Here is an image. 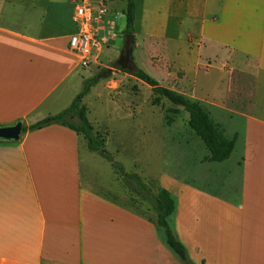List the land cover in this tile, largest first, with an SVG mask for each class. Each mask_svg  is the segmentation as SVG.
<instances>
[{
    "label": "crops",
    "instance_id": "obj_1",
    "mask_svg": "<svg viewBox=\"0 0 264 264\" xmlns=\"http://www.w3.org/2000/svg\"><path fill=\"white\" fill-rule=\"evenodd\" d=\"M207 7L217 15L208 24L220 29L213 40L249 54L264 72V0H208ZM44 13L35 33L0 16V124L31 125L57 114L48 110L85 79L77 54L54 45L60 37H42ZM244 113L238 199L188 187L191 205L184 211L177 200L171 216L189 264H264V116ZM83 140L52 124L0 142V264H164L152 240L156 225L115 199L110 181L85 178Z\"/></svg>",
    "mask_w": 264,
    "mask_h": 264
},
{
    "label": "rangeland",
    "instance_id": "obj_2",
    "mask_svg": "<svg viewBox=\"0 0 264 264\" xmlns=\"http://www.w3.org/2000/svg\"><path fill=\"white\" fill-rule=\"evenodd\" d=\"M135 2L134 61L129 65H125L124 50L127 0H0V16L7 19L6 25L29 27V32L35 33L45 11L42 37H60L54 45L66 47L71 53L70 37L88 28L97 45L86 64L83 54L76 53L82 75L87 79L102 74L104 78L83 102L95 133L106 138L107 151L154 191L166 188L184 211L191 205L188 187L236 201L243 153L241 116L244 111L264 116V72L256 68L249 54L226 50L213 40L220 29L208 24L217 19L216 14L208 13V0ZM79 5L90 10L89 19L76 18ZM9 45L3 39L2 46ZM61 54L69 65L77 63V56ZM8 56L5 52L3 60ZM136 66L162 86L199 102L223 134L235 139L229 159L210 161V151L189 126V113L165 97L154 105L152 88L133 75ZM84 81L80 77L74 81L72 96L65 101H73ZM65 101L48 111H62ZM82 161L85 178L98 175L110 181L115 199L156 225L152 206L130 195L112 165L90 151L84 140ZM173 221L170 217L171 226ZM151 230L156 253L164 264H176L175 260L184 263L168 246L164 230L157 225ZM191 249L194 256L195 248ZM136 251L140 254L141 250L137 247Z\"/></svg>",
    "mask_w": 264,
    "mask_h": 264
},
{
    "label": "trees",
    "instance_id": "obj_3",
    "mask_svg": "<svg viewBox=\"0 0 264 264\" xmlns=\"http://www.w3.org/2000/svg\"><path fill=\"white\" fill-rule=\"evenodd\" d=\"M125 17V33L134 34L137 18L135 0H127ZM121 70L130 72L127 68H121ZM133 75L152 88L153 93L156 95L153 100L154 105L160 104L161 97H165L174 105L184 107L189 113V126L202 139L210 151V161L223 162L229 159L235 147V139H229L223 134L220 126L213 121L209 113L199 102L193 101L175 90L162 86L155 77L141 67L136 66ZM102 78H104L102 74H97L85 79L82 90L65 110L57 114L48 115L31 125L24 124L23 134L52 124H62L82 135L87 148L92 152L99 153L112 165L129 194L135 195L143 202L152 206L157 217L156 225L164 230L168 246L183 262L189 264L188 250L169 223V218L177 207L175 199L166 188L161 187L157 191H154L145 183L140 175L127 172L124 166L116 161L107 151L106 138L95 133L94 126L89 121L87 107L83 104L82 100Z\"/></svg>",
    "mask_w": 264,
    "mask_h": 264
},
{
    "label": "built area",
    "instance_id": "obj_4",
    "mask_svg": "<svg viewBox=\"0 0 264 264\" xmlns=\"http://www.w3.org/2000/svg\"><path fill=\"white\" fill-rule=\"evenodd\" d=\"M90 17L91 12L87 7L81 5L76 7V18L78 20L89 19ZM69 45L75 53L83 54L82 62L86 64L89 61L88 58L92 56V49L97 45V41L91 31L85 28L70 37Z\"/></svg>",
    "mask_w": 264,
    "mask_h": 264
},
{
    "label": "water",
    "instance_id": "obj_5",
    "mask_svg": "<svg viewBox=\"0 0 264 264\" xmlns=\"http://www.w3.org/2000/svg\"><path fill=\"white\" fill-rule=\"evenodd\" d=\"M125 43V65L132 64L133 58V43L135 40L134 34H126ZM23 121L17 120L13 124H0V141L2 142H19L23 134Z\"/></svg>",
    "mask_w": 264,
    "mask_h": 264
}]
</instances>
